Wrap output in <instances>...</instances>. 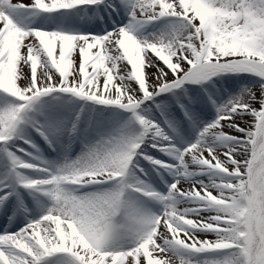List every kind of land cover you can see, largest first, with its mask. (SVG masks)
I'll list each match as a JSON object with an SVG mask.
<instances>
[{
  "label": "snow or ice",
  "instance_id": "obj_1",
  "mask_svg": "<svg viewBox=\"0 0 264 264\" xmlns=\"http://www.w3.org/2000/svg\"><path fill=\"white\" fill-rule=\"evenodd\" d=\"M0 264H264V0H0Z\"/></svg>",
  "mask_w": 264,
  "mask_h": 264
},
{
  "label": "bare ground",
  "instance_id": "obj_2",
  "mask_svg": "<svg viewBox=\"0 0 264 264\" xmlns=\"http://www.w3.org/2000/svg\"><path fill=\"white\" fill-rule=\"evenodd\" d=\"M23 2L27 3V1H26V0H23ZM209 238H214V237H209Z\"/></svg>",
  "mask_w": 264,
  "mask_h": 264
},
{
  "label": "rangeland",
  "instance_id": "obj_3",
  "mask_svg": "<svg viewBox=\"0 0 264 264\" xmlns=\"http://www.w3.org/2000/svg\"><path fill=\"white\" fill-rule=\"evenodd\" d=\"M26 1H27V3L30 2V0H26Z\"/></svg>",
  "mask_w": 264,
  "mask_h": 264
}]
</instances>
